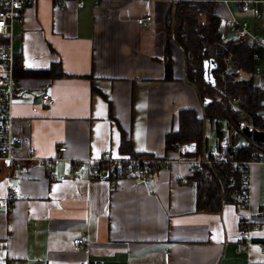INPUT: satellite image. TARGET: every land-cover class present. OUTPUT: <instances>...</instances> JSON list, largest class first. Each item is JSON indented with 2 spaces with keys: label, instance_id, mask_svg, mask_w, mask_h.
Listing matches in <instances>:
<instances>
[{
  "label": "crops",
  "instance_id": "1",
  "mask_svg": "<svg viewBox=\"0 0 264 264\" xmlns=\"http://www.w3.org/2000/svg\"><path fill=\"white\" fill-rule=\"evenodd\" d=\"M188 1L213 2L226 41L235 37L225 26L230 16L264 36V19H253L235 0ZM171 7L165 0H84L81 8L73 0H33L14 20L11 47L20 67L13 71L18 89L11 131L21 141L10 150L11 163L0 162V264H264V162L250 167L248 208L225 202L217 212L197 209L185 162L152 163L146 181L99 182L84 170L71 173L74 161L106 151L124 155L121 132L134 151L147 154L139 158L194 157L193 142H180L182 152L165 146L180 110L203 115L184 79L182 51L165 27ZM145 15L151 21L138 25ZM41 71L47 76L30 74ZM256 84L264 103V76ZM42 93L52 106L39 103ZM209 122L202 157L226 148L231 136L235 144L244 142L224 121ZM60 154L65 160L44 165ZM13 187L19 192L8 197ZM247 213L259 229L246 254L237 246ZM83 236L86 246L76 249L72 240Z\"/></svg>",
  "mask_w": 264,
  "mask_h": 264
},
{
  "label": "trees",
  "instance_id": "2",
  "mask_svg": "<svg viewBox=\"0 0 264 264\" xmlns=\"http://www.w3.org/2000/svg\"><path fill=\"white\" fill-rule=\"evenodd\" d=\"M218 20L213 13V2L209 1H179L172 4L165 17V27L183 54L184 79L195 89L202 103L207 101L205 106L202 105V117H197L192 109L178 112V128L165 134V146L168 148L174 141H190L195 144L193 156L202 157L206 147L205 119L221 120L232 135L235 133L244 138L243 143L235 144L234 136H231L229 139L233 143L229 142L224 148L229 160L239 162L264 155V145L247 139L237 126L238 122H245L264 130V103L259 100L261 88L253 81L252 45L245 37H234L221 43ZM2 43L4 41L0 39V45ZM209 59L215 66L213 85L205 83L202 78L203 61ZM227 62H230V68H227ZM16 67H20L18 58L13 59V71ZM164 68L165 78H169L171 67L168 57ZM30 74L47 76L46 71ZM246 74L250 77H241ZM227 100L237 106L236 111L228 108ZM119 151L130 157L147 156L134 151L122 132ZM191 172L197 209L217 212L223 203L234 201L233 196L241 187L243 171L238 164L212 163Z\"/></svg>",
  "mask_w": 264,
  "mask_h": 264
},
{
  "label": "built area",
  "instance_id": "3",
  "mask_svg": "<svg viewBox=\"0 0 264 264\" xmlns=\"http://www.w3.org/2000/svg\"><path fill=\"white\" fill-rule=\"evenodd\" d=\"M32 1L33 0H0V39L4 40V44L0 46V162L5 163L6 165H9L13 160L10 155L11 148L16 144H19L21 141L19 136L13 134L11 131L12 107L18 89L17 82L13 75V51L11 47L12 27L16 17L20 16L23 9L30 5ZM52 1L59 5H64L67 0ZM73 1L77 8H81L84 5V0ZM165 1L174 4L183 0ZM226 1L227 0H224V2ZM234 2L236 7L241 11H251L253 19L260 21L264 19V0H235ZM149 21H151V16L149 15L136 19L138 25H142ZM225 26L235 37H245L250 42L254 49L252 54V60L254 62H264V36H259L252 32L248 21L230 16L226 19ZM220 37L221 43L226 41L222 32ZM229 63L230 62H227V66ZM228 102L230 109L236 111L237 106L231 101ZM39 103L44 107H50L53 104V100L48 93H42L39 98ZM246 124L249 128H254L253 125ZM171 145L175 147L178 152H182L183 147L180 142L174 141ZM65 150V147H58L57 149L58 153L65 152ZM62 160H65V158L61 154L55 155L51 158L44 159V165L47 167L52 163ZM158 162H161L163 165H171L174 162H185L191 169H199L204 165L212 163L238 164L243 171L242 182L239 191L234 194L233 198L237 206L247 209L250 201V167L253 164L262 163L264 160L261 157H254L239 162L231 161L225 154L224 147L215 149L202 158L177 157L173 160L162 161L153 158L149 159L130 157L128 155H112L110 152L106 151L97 157H89L82 159L81 161H74L70 170L71 173L76 175L79 171L84 170L85 176L88 180H96L99 182L118 180L121 178H133L140 181H146L148 179L150 165L152 163L157 164ZM57 179L63 181L66 178L60 175ZM179 182L185 183V179L181 178ZM18 192L19 188L13 187L7 194L8 197H11L17 195ZM260 213L264 214V209H261ZM258 229L259 225L254 222L250 213H247L240 219L237 252L248 253L249 246L253 243V234L257 232ZM86 243L84 236L72 240V244L76 249L84 248ZM81 264H101V262L85 259Z\"/></svg>",
  "mask_w": 264,
  "mask_h": 264
},
{
  "label": "water",
  "instance_id": "4",
  "mask_svg": "<svg viewBox=\"0 0 264 264\" xmlns=\"http://www.w3.org/2000/svg\"><path fill=\"white\" fill-rule=\"evenodd\" d=\"M215 66L213 64V60H204L203 61V73L202 78L205 83H210L213 85L214 78H213V71ZM207 101H204L202 105H206ZM237 126L242 134L253 143L256 144H263L264 145V130L258 128H249V126L245 122H238Z\"/></svg>",
  "mask_w": 264,
  "mask_h": 264
},
{
  "label": "rangeland",
  "instance_id": "5",
  "mask_svg": "<svg viewBox=\"0 0 264 264\" xmlns=\"http://www.w3.org/2000/svg\"><path fill=\"white\" fill-rule=\"evenodd\" d=\"M202 20H204V19H202ZM227 67L230 68L231 64L229 63ZM260 76H264V62L263 61H256V62H254L253 81L258 83V79ZM241 77L249 78L250 75L246 74V75H242ZM226 104H227L228 108L230 109L228 100L226 101ZM209 131H210V122L208 119H205V121H204V135L208 134ZM206 144H207V141H206Z\"/></svg>",
  "mask_w": 264,
  "mask_h": 264
}]
</instances>
